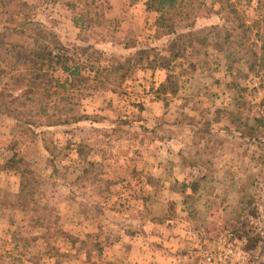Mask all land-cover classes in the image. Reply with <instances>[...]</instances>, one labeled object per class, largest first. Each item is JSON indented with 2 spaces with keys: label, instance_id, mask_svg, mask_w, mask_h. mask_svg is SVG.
I'll return each instance as SVG.
<instances>
[{
  "label": "rangeland",
  "instance_id": "obj_1",
  "mask_svg": "<svg viewBox=\"0 0 264 264\" xmlns=\"http://www.w3.org/2000/svg\"><path fill=\"white\" fill-rule=\"evenodd\" d=\"M156 2L0 0V91L17 99L0 112V264H131L130 248L161 239V225L186 242L191 229L240 224L264 199V0H178L159 24ZM213 26L233 41L188 33ZM41 31L82 70L39 60L32 102L34 68L16 57ZM87 45L131 58L121 80L94 75ZM182 176L191 190L175 197Z\"/></svg>",
  "mask_w": 264,
  "mask_h": 264
},
{
  "label": "trees",
  "instance_id": "obj_2",
  "mask_svg": "<svg viewBox=\"0 0 264 264\" xmlns=\"http://www.w3.org/2000/svg\"><path fill=\"white\" fill-rule=\"evenodd\" d=\"M178 4L180 5V2L178 0H157L156 5L153 6V9L159 13V16L156 19L157 24L160 23L159 19L162 18V16L168 12L170 9L174 8V5ZM152 7V6H151ZM236 15V14H235ZM82 14H75L72 18V23L75 26H81L82 22ZM237 17V15H236ZM243 23L241 22L240 25L237 26V28L241 29V32H237L236 36L240 35L239 39H242L244 37L245 33L247 32L246 28L247 26L243 27ZM231 31L224 30V33L221 34L220 31L213 26L210 29H202L200 31H194L190 30L188 33L192 34L193 38H196L198 43L205 44L210 41L215 40L217 43H221L223 45H229L233 40L230 39ZM39 37L36 38L34 45L32 48H27L24 51H18L16 59L19 62H22L24 60L28 61V65L33 67V79L35 82L33 84L31 83L29 88L25 89L23 91V96L27 100H32L34 102L35 99L29 98V96L26 97L29 93H34V87L39 85L40 78H42L41 73L39 72V69H41V65H43L44 62H48V64L52 63H58L59 67L63 72L67 74L68 77H77L80 75L82 70V64L81 62L78 64L76 62V59L67 54L66 50L63 46V44L55 38L54 34L51 31H41L39 32ZM237 44H244L245 41L238 42L239 40H235ZM49 43H53L57 45L56 52L52 53L51 50L48 49ZM64 48V49H63ZM78 50H80V53L84 55V60L86 61L87 65L89 66V69L94 71V75L101 73L102 70L105 71L106 76L109 75L114 76L117 80H121L123 75L125 74V71L128 70L129 64L131 62V58L125 57L122 61L114 60L112 58H105L103 57L101 51L97 48H95L92 45H87L84 47H80ZM145 50H137L136 53H143ZM29 55L31 56L29 58ZM262 58V57H260ZM112 59V60H111ZM39 60L41 61L39 63ZM100 61H112L108 65L100 64ZM95 63H98L97 66H94ZM39 64V65H38ZM124 71V72H123ZM39 82V83H38ZM162 86V84H160ZM6 96H9L6 92L0 91V112L2 107L9 108L12 107L14 104V101L17 100L16 98H9L8 100L5 98ZM10 97V96H9ZM41 103V102H40ZM39 103V104H40ZM38 112L45 113L44 108L39 105ZM9 113V112H6ZM8 115V114H7ZM14 156H10L5 161V167L7 169H11L13 167V164L15 163Z\"/></svg>",
  "mask_w": 264,
  "mask_h": 264
},
{
  "label": "built area",
  "instance_id": "obj_3",
  "mask_svg": "<svg viewBox=\"0 0 264 264\" xmlns=\"http://www.w3.org/2000/svg\"><path fill=\"white\" fill-rule=\"evenodd\" d=\"M186 237L184 264H264V199L232 228H194Z\"/></svg>",
  "mask_w": 264,
  "mask_h": 264
},
{
  "label": "crops",
  "instance_id": "obj_4",
  "mask_svg": "<svg viewBox=\"0 0 264 264\" xmlns=\"http://www.w3.org/2000/svg\"><path fill=\"white\" fill-rule=\"evenodd\" d=\"M178 151H179V149L176 152H178ZM179 165L181 167V171H183L185 169V166L183 165L182 162ZM222 165H224V164L222 163ZM190 167L192 169H194V168L197 169L200 166H196L195 167V165H192V166L190 165ZM187 168L185 170H187ZM193 173L190 174V177H189L190 179H193V176H192ZM185 178H184V176H182L179 179V181L182 182L181 184L183 186H185L184 187L185 189H183L184 190L183 193L179 192L177 194H174V195H176L175 197H179L178 196L179 194L180 195H184V193H188L191 190V188L189 186L188 178L187 177H185ZM174 221H176V220H174ZM161 226H159L160 227L159 230H161L162 233H163L161 235L162 237L160 236L161 239H158V237H154V238L153 237H149V238H147L148 243L145 242V243L141 244L140 247H138L136 245H133L130 248L129 252H128L127 261H129L131 264H177L181 260H183V261L185 260L184 255L186 254V252L183 251L181 253L180 249L179 250L177 249L178 246L183 247L184 245L182 246V244L183 243L185 244V240L183 241V239L185 238L184 232L182 230H180V229L177 230V231L174 230V229L171 230L170 228H165L164 229ZM164 226L165 225H163V227ZM172 233H175V234L179 233L180 235L178 234L179 237L175 238V239L170 237L168 239V241H166L165 240L166 235H170ZM153 239L157 240L159 242V244L162 245V246L157 248V252L153 249V247L157 246L155 244H152L151 240H153ZM165 246L167 248H165Z\"/></svg>",
  "mask_w": 264,
  "mask_h": 264
}]
</instances>
